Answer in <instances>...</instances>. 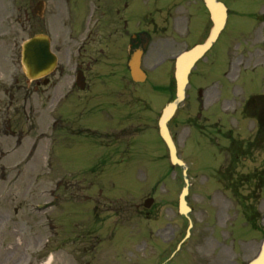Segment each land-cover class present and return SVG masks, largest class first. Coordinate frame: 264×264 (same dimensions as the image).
<instances>
[{"label": "rangeland", "instance_id": "374dc122", "mask_svg": "<svg viewBox=\"0 0 264 264\" xmlns=\"http://www.w3.org/2000/svg\"><path fill=\"white\" fill-rule=\"evenodd\" d=\"M38 1L0 0V18L4 13L11 14L5 18L10 29L2 36L9 43L0 44V70L9 68V74L16 73L23 84L22 43L45 31L43 21L51 17V0L45 17L35 15ZM241 31L254 34L253 21L246 19ZM255 62H245L241 68L247 72L233 82L237 105L244 104L242 89L248 94L249 90L264 92L261 66L252 69ZM150 82L158 81L151 78ZM149 86L146 83L139 89ZM29 88L28 93L25 89L16 91L9 112L0 109V264H41L50 254L54 257L50 264H160L169 256L168 249L163 251L166 240L173 238L172 253L188 226L187 220L176 215L183 186L182 168L160 158L159 154L166 151L160 135L151 134L152 143L146 145L142 143L145 132L136 138V147L149 155L144 164H139L144 173H138L137 161L133 166L116 159L102 162L99 141L89 138L87 134L91 133L86 129L77 130L88 127L96 134L91 135L98 136L104 127L99 108L102 96L81 94L55 127L54 114L45 108L43 93L34 90L35 82ZM145 96V103L133 105L150 106L157 116L168 97L160 98L157 93ZM1 100V106H5L8 100ZM220 101V92H216L205 108L198 107L196 101L181 105L179 117L195 120L208 137L203 135L205 132L196 136L197 131L193 127L190 131L179 119L173 122L180 153L189 167L188 199L194 207V225L186 247L178 248L169 264H245L257 255L264 239V187L254 189L245 182L238 189L232 184L250 169L257 170L260 157L240 158L232 167L233 141L227 137L232 127L237 140L248 137L245 129L253 126V120L240 107L236 120H231L225 112L227 101L221 106V119L208 118L207 107H217ZM152 111L145 110L150 112L149 117ZM145 112L144 116L135 115L140 125L147 118ZM262 149L258 155L264 152ZM168 165L172 173H168ZM125 169L131 172H122ZM149 196L155 198L158 214L154 217L143 214L148 211L144 201ZM248 206L255 209L256 228L243 218Z\"/></svg>", "mask_w": 264, "mask_h": 264}, {"label": "flooded vegetation", "instance_id": "af4514ba", "mask_svg": "<svg viewBox=\"0 0 264 264\" xmlns=\"http://www.w3.org/2000/svg\"><path fill=\"white\" fill-rule=\"evenodd\" d=\"M51 1L50 9L49 1L47 5L51 17L44 19L43 27L44 32L54 35L52 45L60 65L49 79L37 80L39 95L43 93L49 105L61 97L86 90L103 95V104H107L103 108L104 127L100 134L104 158L128 162L144 159L142 147H136L141 125L135 121V108L115 105L119 96L128 101L140 96L138 83L131 74V57L142 51L141 67L145 70L163 64L164 90L170 94L177 56L205 41L213 26L207 0ZM218 1L226 6L225 27L198 61L195 70H200L199 75L204 79L233 78L236 45L242 47L240 63L252 55H260L264 68V0ZM45 8L43 2L42 11ZM4 18L1 17L0 28L7 30ZM246 19L253 21L254 37L242 35L245 32L241 28ZM237 34L241 38L239 42L236 41ZM8 81H0V86H4L3 89L13 98L14 94L7 90ZM257 98L259 106L251 109L258 108L260 112L256 114L255 124L258 135L249 139L245 160L261 156L258 152L264 147V95ZM144 120L142 126L148 128L149 117ZM142 143L146 145L147 139ZM122 172L128 174L131 170Z\"/></svg>", "mask_w": 264, "mask_h": 264}, {"label": "water", "instance_id": "95a60500", "mask_svg": "<svg viewBox=\"0 0 264 264\" xmlns=\"http://www.w3.org/2000/svg\"><path fill=\"white\" fill-rule=\"evenodd\" d=\"M215 18V27L211 32V35L207 42L201 46L195 48L192 52H190L187 56L180 59L177 65V85H178V93L175 101L169 104V106L165 109L164 114L160 120V130L161 135L167 143L170 151L171 160L174 164L185 165V163L180 160L177 156V148L174 143V140L170 134L168 128V121L173 116L177 104L184 98V88L188 80V72L191 65L203 54V52L210 46L212 40H214L220 29L224 24V12L219 10V14L217 13V7L215 9L212 8ZM23 62L28 70V74L31 77L38 76V73L44 70H50V65H52L54 59L51 58L53 55L50 51V45L45 36H35L32 39L25 42L23 45ZM184 179H185V187L183 188L182 194L180 196L181 208L184 213H187L190 208L186 203V195L188 194V185L189 180L187 178L186 170L184 171ZM251 264H264V244L262 247V251L257 259H255Z\"/></svg>", "mask_w": 264, "mask_h": 264}, {"label": "bare ground", "instance_id": "6f19581e", "mask_svg": "<svg viewBox=\"0 0 264 264\" xmlns=\"http://www.w3.org/2000/svg\"><path fill=\"white\" fill-rule=\"evenodd\" d=\"M52 256H50L49 258H48V260L45 262V263H42V264H50V262L52 261Z\"/></svg>", "mask_w": 264, "mask_h": 264}]
</instances>
